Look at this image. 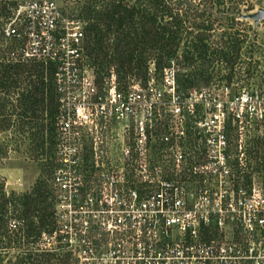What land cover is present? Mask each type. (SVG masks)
<instances>
[{"label":"built area","instance_id":"1","mask_svg":"<svg viewBox=\"0 0 264 264\" xmlns=\"http://www.w3.org/2000/svg\"><path fill=\"white\" fill-rule=\"evenodd\" d=\"M80 17L26 0L3 29L14 59L54 69L53 230L40 250L72 264H264V88L182 92L170 64L158 80L149 64L143 81L98 84Z\"/></svg>","mask_w":264,"mask_h":264},{"label":"trees","instance_id":"2","mask_svg":"<svg viewBox=\"0 0 264 264\" xmlns=\"http://www.w3.org/2000/svg\"><path fill=\"white\" fill-rule=\"evenodd\" d=\"M24 1L0 0V159L10 149L6 134L15 146L21 142L18 136L27 134L33 151L42 150L45 143L50 179L57 113L54 69L51 64L14 59L16 42L3 35L14 9ZM249 10L245 0H99V10L88 13L93 21L85 28V52L96 81L98 73L99 82L110 72L118 82L128 75L145 76L149 64L160 70L174 59L179 63H174L177 83L178 76H184L181 83L188 88L213 63L226 64L238 57L229 55L235 49L228 51L236 46L238 52L242 39L237 31L224 30L215 39L214 26L223 16L231 29L245 21L241 15ZM231 76L225 77L227 83ZM238 80L237 72L234 81ZM48 117L50 126L45 122ZM45 184L36 178L29 192L17 194L6 192L0 182V264H72L62 249L35 247L42 233L53 230V199L49 204Z\"/></svg>","mask_w":264,"mask_h":264},{"label":"rangeland","instance_id":"3","mask_svg":"<svg viewBox=\"0 0 264 264\" xmlns=\"http://www.w3.org/2000/svg\"><path fill=\"white\" fill-rule=\"evenodd\" d=\"M56 2L63 12L78 14L84 18L87 23L93 21L91 18H88V13L90 11L99 10V0H56ZM247 4L250 5V3ZM254 5H259L258 1L250 5L248 13L253 12L251 10ZM220 17L219 24L214 26V38L218 39L219 35L224 30L231 32L235 29L242 41H240L238 45V52L236 46L232 47V49L228 48V51L232 52L235 49L234 53H229V55L230 57H236L235 54H238V57L235 58L234 61L226 60V64L222 62L217 64L213 63V65L206 68L204 76H195L188 88L184 87L181 83L184 76H178V86L182 92L192 88L209 86L211 84L226 81L225 77L229 74L232 75L230 81H234V75L237 72L240 77L239 81L242 82V84L264 88V17L255 22L250 19H245V21L237 22V24L233 25V28L231 29L227 28L228 22L223 20V16ZM19 46L20 43L18 42L12 43V48L15 51L18 50ZM173 61L175 63L177 60L175 61L173 59ZM231 62L235 63L231 64ZM174 63L171 64L170 62L169 64L176 68ZM185 71L187 72L188 69ZM177 73L178 68L176 74ZM154 75L157 80L160 79V70L155 69ZM106 77L108 76L103 75V78ZM144 77V75H128L118 83L120 86H124L127 83H130V81H143L145 79ZM97 83L99 84V73ZM45 122L50 126V117L46 118ZM12 135H14V133H12ZM6 136L9 137L10 133L6 134ZM6 136L5 140L9 144L10 149L7 151L6 156L0 159V182L2 183L3 189L5 191H13L17 194L27 193L30 191L35 179L38 178L44 180L46 183V191L49 193V203L53 199V193L49 186L51 179V176L49 179V154L45 150V143L42 150L33 151L32 144L28 143L27 134L18 136L21 138V142L18 146H15V142H12L9 139L7 140ZM46 139L47 137L44 133V141L48 143L49 141H46ZM83 174L88 177V181H93L95 179L93 175L97 174V172L88 171L83 172ZM39 238L40 236L37 238L35 244V247L38 250H40V245L38 246L37 244L38 241L40 242Z\"/></svg>","mask_w":264,"mask_h":264},{"label":"water","instance_id":"4","mask_svg":"<svg viewBox=\"0 0 264 264\" xmlns=\"http://www.w3.org/2000/svg\"><path fill=\"white\" fill-rule=\"evenodd\" d=\"M243 19H250L252 21H256L262 17H264V10L263 9H258L252 13H247L246 15H241Z\"/></svg>","mask_w":264,"mask_h":264}]
</instances>
